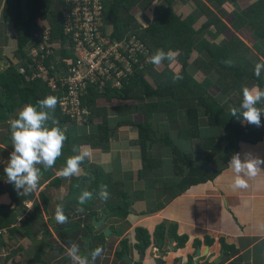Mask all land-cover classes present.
<instances>
[{"label":"crops","instance_id":"crops-1","mask_svg":"<svg viewBox=\"0 0 264 264\" xmlns=\"http://www.w3.org/2000/svg\"><path fill=\"white\" fill-rule=\"evenodd\" d=\"M203 1L208 5L211 4L206 0ZM243 1L246 0H239L234 8L241 11L244 6L241 4ZM5 2L6 0H0V29H2L0 30V53L8 50L10 39L13 38L16 42L12 23L4 21ZM167 5L168 0H155L145 8L134 7L131 14L142 28H146L158 18ZM228 6L230 7V4ZM171 7L173 13L181 18L195 16L196 21L193 24L195 29H199L203 24L201 22L205 17L195 13V6L191 0H173ZM190 7L192 9L186 11V8L190 9ZM210 7L214 9L212 5ZM63 9L62 0H49L46 18L36 20L40 27L39 31L50 32V19L57 23L56 18L61 15ZM214 10L218 16V13L222 14ZM19 13L21 22L29 20L30 0H19ZM221 19L227 25V29L215 39L204 34V38L209 43L213 46L223 44L233 34L244 41L241 32H235L226 18ZM108 29H112L111 24L108 25ZM211 29L215 31L214 28ZM53 44V52L55 49L59 52L60 42L53 41ZM25 49L29 53L30 47ZM250 49L258 53L254 48L250 47ZM193 54L195 57H192ZM199 55L207 59L206 55L194 50L188 61L190 66L187 68V72L197 81L205 77L193 64L194 59ZM258 55L264 61L262 53ZM149 64L143 69L149 67ZM169 67L173 73L181 71L175 62L169 64ZM163 68L165 63L161 65L159 71L151 64L144 76L145 79L152 84V78ZM208 78L212 83H216L219 75L211 71ZM243 85L252 87L257 86V83L249 79ZM210 93L221 104L230 106L228 94H224L217 86H212ZM170 96L164 94L161 100H166ZM157 99L158 97L149 95L129 100L117 98L106 100L98 97L96 103L98 106L105 107L108 117L107 148L103 143L99 147L81 145L92 151L91 157L87 159L88 162L101 166L111 175L114 182L122 185L129 202L128 215L124 219L111 217L103 203L93 198L82 206L78 203L72 204L71 209L66 212L68 222L63 225L57 224L55 208L58 204L65 206L64 199L69 193L71 180V178L65 179L57 175L63 167L60 165L50 170V179L41 177L37 190L24 196L27 198L22 201V206L14 207L15 203L7 190L8 185L12 184L8 183L6 175L2 174L14 148L5 142L8 141L6 138L9 133V124L0 122V152L5 154L0 157V206L9 205L13 208L14 217L9 227L0 229V264H71V259L66 254V248L70 247L71 242H76L80 246L81 255H90L96 247H102L103 255L97 258L96 264H127L114 254L120 249V242L124 239L127 241L130 264L138 262L154 264L150 249L146 252L144 259L139 261L135 235L136 229L145 230L151 237V246H153L154 231L159 224H164L166 228L165 237L171 225L176 226L177 236H187L184 248L176 253H170L165 258V264H185V256L192 255L194 252L195 240L199 241L201 250H206V242H211L208 253L213 256L218 255L222 248L220 243L222 241L225 247L232 250L228 253V258L237 260L241 264H264V170L256 177L249 179L247 189L233 190L231 183L234 174L228 162L234 153L221 151L212 157L210 162L219 174L211 181L190 186L180 193L176 188L165 189L163 182H179L182 176H176L174 173L170 148L155 143L148 145L147 152L152 159L159 161V164L153 168L149 176H140L139 173L142 170L140 149L132 141L138 137L137 124L144 122L146 117L156 129L157 137L167 134L180 151L189 153L201 145L199 141L191 143L190 140L182 139L179 135L177 120L182 121L186 118L188 107L193 102L179 99L174 112L176 119H169L166 111H154L145 117V111L140 110V105ZM120 106L125 107L121 113L118 110ZM259 106L264 107V104ZM199 112L202 113L201 110ZM100 121V118L87 120L85 117L82 121H77V130L86 134L88 133L86 129L91 126V133L96 132ZM243 124L247 123L243 122ZM218 135H220L219 128L208 126L206 116L200 115L198 137L204 139ZM226 144V141H221L219 145L223 148ZM248 152L264 157V140L256 144L240 142L238 153L241 158L243 159ZM208 154L209 150L206 148L192 152L193 164L204 167ZM85 173L84 167H81V175ZM186 173L185 168L183 174ZM54 179H59L57 186L51 183ZM154 179L158 181V185H155ZM14 201L20 202V197L17 196ZM79 207H83V211H77ZM33 214L37 216L28 220ZM8 228L14 229L13 233H10ZM106 231L109 233L106 234Z\"/></svg>","mask_w":264,"mask_h":264},{"label":"trees","instance_id":"trees-1","mask_svg":"<svg viewBox=\"0 0 264 264\" xmlns=\"http://www.w3.org/2000/svg\"><path fill=\"white\" fill-rule=\"evenodd\" d=\"M154 1L103 0L104 23L107 27L109 24L112 25V38L123 39L134 36L147 47L150 55L157 49L176 51L178 55L174 62L179 65L183 79L173 82L172 76L174 73L169 67V62L165 61V68L152 78V84L144 77L150 68V63L149 67L145 69H136L129 81H123V85L120 88L110 86L109 82H106L102 88H98L99 86H88L82 103L88 109V114L84 115V117L87 120L93 118H100L101 120L98 124V130L91 134L78 132L77 121H82L83 119L71 118L63 113L57 105L54 115L58 119L60 127L66 132L67 140L64 144L62 155L57 159L55 166H64L66 164V159L74 154V145L88 144L91 147H99L103 143L105 148H107L109 135L108 117L105 107L97 105L96 99L98 97H103L106 100L112 98L129 100L142 98L144 95L156 96L158 97L157 100L141 104L140 110L145 111V117L151 115L154 111H166L169 119H176L174 112L178 100L186 99L187 101H192L193 104L188 107L186 118L182 119V121L177 120L179 135L182 139L190 140L191 143L199 141L201 145L198 149L204 150L206 148L209 150L207 163L204 167H197L193 164L192 152L198 149L194 148L192 152L184 153L172 143L167 134L157 137L156 129L148 122L147 117L144 122L137 124L138 137L132 141L140 149L142 170L139 174L141 177L149 176L153 168L159 164V161L152 159L148 155V145L159 143L161 146L170 148L174 173L176 176H182V178L179 182H163V185L165 189L176 188L180 193H183L190 186L211 181L219 174V171L215 170L210 163L212 157L217 153L221 151L237 153L240 142L256 144L264 140V113L261 114V125L257 127L252 124L244 125L241 120L232 117L229 111L230 107H239L242 101L243 84L246 80L255 81L258 87L264 89V71H262L260 77H256L254 73L255 64L263 61L258 54L262 53L264 56V0L243 1L241 4L244 6L241 5L243 7L241 11L234 8V5L239 3V0H206L211 3L210 5L214 9L222 12V15L230 22L235 32H241L245 38L254 44L258 53H254L235 34L231 35L223 44L213 46L212 43H209L203 35L207 34L211 39H215L227 29V25L216 14V11L203 0H191L195 6V13L205 17V22L199 29L193 27L196 21L195 16L190 15L186 18H181L173 13L171 7L173 0H168L167 7L158 18L149 24L148 27L142 28L134 19L131 10L136 6L148 7ZM48 3L49 0H30L31 15L27 22L20 21L19 0H6L4 4V21H10L16 33V48L13 55L16 60H20V67L17 68L10 63L9 66L0 70V122L9 124V133V122L17 118L18 112L24 105L29 103L36 104L38 100L48 95L58 97L60 94L58 90H51L44 79L32 77L33 71L29 67L32 62L28 56V51L25 49L32 46L30 41L34 39L35 34L40 29L36 20L46 18ZM228 4H230V7ZM56 20L57 23L50 19L49 42L60 41L61 45L64 46L66 38L59 26L58 17ZM211 28H214L215 31H212ZM194 50L207 56L206 59L199 55L193 62L199 71L205 75L201 81H197L187 72V68L190 66L188 61ZM59 53L60 59L72 57L71 52L65 48L59 49ZM39 57L40 55L37 58ZM55 58L52 54L43 58V65L49 71V74L51 72V60ZM227 60L232 61L231 66L222 62ZM60 64H63V62L61 61ZM58 66L59 64H55L54 68ZM20 68L24 69V72H20ZM211 71H215L219 75L216 83H212L208 78V74ZM212 86H217L224 94H228L231 102L230 106L221 104L212 96L210 93ZM164 94L171 96L166 100H161ZM123 108L125 107L120 106L118 109L120 113L123 112ZM200 115L206 116L208 126L219 128L220 135L200 139L198 137ZM6 139L9 140L5 141L6 144L13 146L10 136ZM221 141L227 142L223 148L219 145ZM81 167H84L86 173L78 178L75 176L71 177L70 190L64 199L66 202L65 206H63L65 213L71 209L72 204L78 203V196L82 191L89 190L95 194L103 184L107 185L110 193L108 200L101 201L95 195L93 198H97L103 203L111 217L126 218L129 202L122 185L114 182L111 175L106 173L101 166L90 163L87 159L82 163ZM185 168L187 173L184 175ZM50 170H43L42 168L43 179L51 178ZM2 174H5V172H2ZM153 181L155 185H158L156 179ZM51 183L57 186L59 179H54ZM7 188L12 201L15 203L14 207L22 206V201L27 197L19 195L13 185H8ZM15 196L20 197V202L14 201L16 199ZM12 211L13 208H10L9 205L0 206V229L9 227L14 220ZM36 216L35 214L30 215L28 220ZM8 229L10 233H13L14 229ZM165 229L163 224H159L154 233L161 239ZM175 229L176 226L171 225L168 229L169 234L176 237L180 245H183L187 236L178 237ZM147 235L148 233L145 230L136 229V236L144 237L145 242L148 241Z\"/></svg>","mask_w":264,"mask_h":264},{"label":"clouds","instance_id":"clouds-1","mask_svg":"<svg viewBox=\"0 0 264 264\" xmlns=\"http://www.w3.org/2000/svg\"><path fill=\"white\" fill-rule=\"evenodd\" d=\"M177 55L178 53L173 50L157 49L148 57V62L159 71L165 61L171 64L176 60ZM222 62L229 66L232 64L231 60ZM262 71H264V61L256 63L254 67L256 77H260ZM172 79L175 82L183 77L179 72H174ZM58 103V97L48 95L38 100L36 104L24 105L18 112L17 118L9 122L10 139L14 150L10 154L4 172L7 182L12 184L21 196L34 193L42 177V168L43 170L53 169L57 159L62 155L67 134L54 115ZM260 104H264V89L245 85L242 88V101L238 108L230 107V115L244 123L259 127L261 114L264 113V107L258 106ZM86 131L91 134V126ZM73 153L66 159V164L57 173L58 176L65 179L81 176V165L91 157L92 151L88 147L74 145ZM262 165H264V157L248 152L242 159L240 153H234L228 162L234 174L232 189H247L249 179L256 177L264 170ZM94 195L101 201H107L110 196L107 185L102 184L95 194L89 190L82 191L78 196V204L81 206L86 204L93 199ZM77 211H83V207H79ZM55 220L59 225L68 222V216L62 205L58 204L55 208ZM103 251V248L98 246L91 251L90 255H81L80 246L76 242H71L70 247L66 248L71 264H96L97 258L102 257Z\"/></svg>","mask_w":264,"mask_h":264},{"label":"built area","instance_id":"built-area-1","mask_svg":"<svg viewBox=\"0 0 264 264\" xmlns=\"http://www.w3.org/2000/svg\"><path fill=\"white\" fill-rule=\"evenodd\" d=\"M64 9L59 16V26L66 38L64 46L72 57L59 58L49 42V31H38L31 41L28 56L31 58L32 77L42 78L51 90H58L60 110L73 119H84L88 109L83 103L88 86L102 88L109 82L112 87H122L136 69L149 64L147 47L136 37L112 38L103 19V0H62ZM54 55L50 74L43 65L46 55ZM40 55L39 58H37ZM55 60H57L55 62ZM63 64H60V62ZM55 64H59L54 68ZM20 72L24 69L20 68Z\"/></svg>","mask_w":264,"mask_h":264},{"label":"flooded vegetation","instance_id":"flooded-vegetation-1","mask_svg":"<svg viewBox=\"0 0 264 264\" xmlns=\"http://www.w3.org/2000/svg\"><path fill=\"white\" fill-rule=\"evenodd\" d=\"M165 231L161 239H159L158 236H156L154 233L153 238L155 239V243L153 246H151V241H150L151 237L149 236V234L147 235V240H148L147 242H145L144 237H138L135 235V239L137 241L135 246L138 249L139 261L144 259L146 252L148 251V249H150L151 255L153 256L154 264L156 259L158 258L163 261V264H165V258L170 253H176L178 250L184 248L186 241L184 242L183 245H180L179 240L176 237L169 234V231L165 237ZM206 243L207 245L205 246H207L206 247L207 251L205 249L201 250V245L199 241L195 240V242L193 243L194 252L192 255L185 256L186 257L185 264H192L191 263L192 261H194L193 264H241L237 260H232L231 258H228L227 255L232 250L225 247L226 245L222 241H220L222 248L220 249L218 255L216 256H213L211 253H208V248L211 246V242L210 243L206 242ZM171 248H174V250L172 251ZM114 254L118 259L125 261L127 264L131 263V260L128 257L129 255L128 246H127V241L125 239L120 242V249L115 251ZM141 254L143 256H141ZM125 255L127 256V259L124 258ZM135 264H140V262Z\"/></svg>","mask_w":264,"mask_h":264},{"label":"rangeland","instance_id":"rangeland-1","mask_svg":"<svg viewBox=\"0 0 264 264\" xmlns=\"http://www.w3.org/2000/svg\"><path fill=\"white\" fill-rule=\"evenodd\" d=\"M186 7V6H185ZM187 10L186 11H190L192 9V7L189 8H186ZM219 16L223 19H225V16L218 13ZM203 19V18H202ZM223 21V20H222ZM205 22V18L202 20L201 23H204ZM199 24V23H198ZM200 25V24H199ZM2 30V29H0ZM241 34V33H240ZM244 42L247 46L249 47H252L255 49L254 47V44L251 43L247 38H244ZM16 48V42L15 40L12 38L10 39V42H9V45H8V50L5 52V53H0V57H1V60H0V70L1 69H4L6 68L7 66H9L10 63H12L13 65H15L17 68L20 67L19 65V62L20 60H16L14 55H13V52ZM255 51L257 52V50L255 49ZM192 57H195V54H193ZM70 122V121H69ZM69 122H67V124H69ZM10 136V133H8L7 137ZM9 141V140H8ZM5 154L3 152H0V157L4 156Z\"/></svg>","mask_w":264,"mask_h":264},{"label":"water","instance_id":"water-1","mask_svg":"<svg viewBox=\"0 0 264 264\" xmlns=\"http://www.w3.org/2000/svg\"><path fill=\"white\" fill-rule=\"evenodd\" d=\"M105 233L108 234V231ZM171 249H172V251L174 250V248H171ZM141 256H143V255L141 254ZM124 258L127 259V256L125 255ZM193 262L194 261H192L191 263L193 264ZM155 264H163V261L158 258V259H156Z\"/></svg>","mask_w":264,"mask_h":264}]
</instances>
